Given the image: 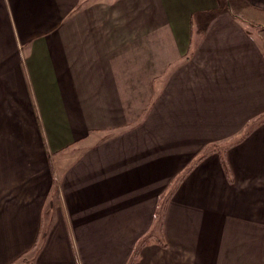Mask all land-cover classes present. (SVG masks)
Instances as JSON below:
<instances>
[{"label": "crops", "instance_id": "obj_1", "mask_svg": "<svg viewBox=\"0 0 264 264\" xmlns=\"http://www.w3.org/2000/svg\"><path fill=\"white\" fill-rule=\"evenodd\" d=\"M1 63L0 264H264V0H0Z\"/></svg>", "mask_w": 264, "mask_h": 264}, {"label": "rangeland", "instance_id": "obj_2", "mask_svg": "<svg viewBox=\"0 0 264 264\" xmlns=\"http://www.w3.org/2000/svg\"><path fill=\"white\" fill-rule=\"evenodd\" d=\"M1 64L2 66L0 67V75H7L5 67L8 66L11 71L13 64L12 63H6V64L1 63ZM9 73L11 74L12 72ZM10 78L11 80L15 81L14 83H16L18 80L17 76L16 79L13 76ZM7 79H9L7 76H2L0 77V82ZM2 87L3 88H0V145H2L4 151L6 150L12 151L11 150L13 149L12 145L18 142V139L22 138V137H18L19 133L16 130H14V127L16 123L22 124L23 120H21L22 115L20 109L13 105L15 103V100L8 99L7 94L6 95L3 94V91H6L4 89L5 87L4 86ZM7 87L9 88L13 86L11 84H7ZM6 143H10V144H6ZM6 145H8L9 147L6 148Z\"/></svg>", "mask_w": 264, "mask_h": 264}, {"label": "trees", "instance_id": "obj_3", "mask_svg": "<svg viewBox=\"0 0 264 264\" xmlns=\"http://www.w3.org/2000/svg\"><path fill=\"white\" fill-rule=\"evenodd\" d=\"M204 158V156L203 157H201V160ZM159 239H157V241H158ZM152 241H153V237L152 236H148V238H146L145 240H143V241H141L140 243H139V245H138V247H137V250H136V252H135V255H138L139 253H140V251L143 249V247L144 246H146L147 244H150V243H152ZM160 240H159V244H160ZM163 247H166V245L165 244H163ZM133 262H135V261H133ZM132 262V263H133Z\"/></svg>", "mask_w": 264, "mask_h": 264}]
</instances>
